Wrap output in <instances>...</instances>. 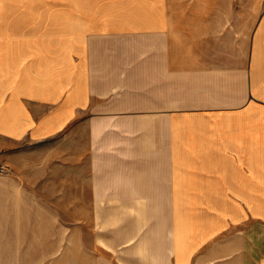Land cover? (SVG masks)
<instances>
[{"label":"crops","instance_id":"crops-1","mask_svg":"<svg viewBox=\"0 0 264 264\" xmlns=\"http://www.w3.org/2000/svg\"><path fill=\"white\" fill-rule=\"evenodd\" d=\"M233 5L0 0V264H264V12ZM25 140L63 145L13 169Z\"/></svg>","mask_w":264,"mask_h":264},{"label":"rangeland","instance_id":"rangeland-1","mask_svg":"<svg viewBox=\"0 0 264 264\" xmlns=\"http://www.w3.org/2000/svg\"><path fill=\"white\" fill-rule=\"evenodd\" d=\"M233 6L234 12H264V0H234ZM60 140L64 142V139ZM60 140L43 143H34L30 140L22 141L17 148L8 154L13 161V169L22 167L32 172L33 168L36 167L35 164L40 163L41 159L56 155L59 146L63 145Z\"/></svg>","mask_w":264,"mask_h":264},{"label":"built area","instance_id":"built-area-1","mask_svg":"<svg viewBox=\"0 0 264 264\" xmlns=\"http://www.w3.org/2000/svg\"><path fill=\"white\" fill-rule=\"evenodd\" d=\"M2 170V166H0V171Z\"/></svg>","mask_w":264,"mask_h":264}]
</instances>
